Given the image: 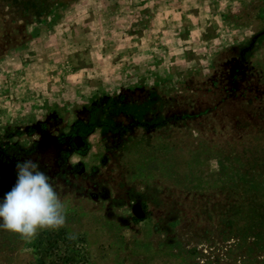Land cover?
<instances>
[{"label":"rangeland","instance_id":"374dc122","mask_svg":"<svg viewBox=\"0 0 264 264\" xmlns=\"http://www.w3.org/2000/svg\"><path fill=\"white\" fill-rule=\"evenodd\" d=\"M13 143L67 214L0 264H264V0H0Z\"/></svg>","mask_w":264,"mask_h":264},{"label":"clouds","instance_id":"9594fccd","mask_svg":"<svg viewBox=\"0 0 264 264\" xmlns=\"http://www.w3.org/2000/svg\"><path fill=\"white\" fill-rule=\"evenodd\" d=\"M15 169V183L0 197V226L26 240L42 229L63 226L67 205L39 161L18 160Z\"/></svg>","mask_w":264,"mask_h":264},{"label":"trees","instance_id":"16d2710c","mask_svg":"<svg viewBox=\"0 0 264 264\" xmlns=\"http://www.w3.org/2000/svg\"><path fill=\"white\" fill-rule=\"evenodd\" d=\"M13 146L15 147V149H19V150L22 148L20 144H15V145H14V143H13V145L7 144V151H5V152L4 151L3 152L0 151V156H1L0 157V160H3L4 161L5 160V157L6 156H10L12 152H17L19 155H25L24 152H19L18 150H15L14 151L12 149ZM9 171H12L13 172L12 168Z\"/></svg>","mask_w":264,"mask_h":264}]
</instances>
